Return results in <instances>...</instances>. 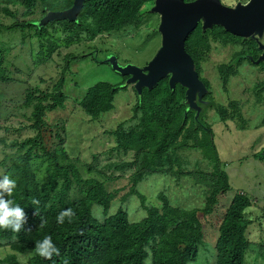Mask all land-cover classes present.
Masks as SVG:
<instances>
[{"label": "rangeland", "instance_id": "1", "mask_svg": "<svg viewBox=\"0 0 264 264\" xmlns=\"http://www.w3.org/2000/svg\"><path fill=\"white\" fill-rule=\"evenodd\" d=\"M221 1L231 7L239 1L246 3L249 0ZM152 7L149 3L145 5L137 28H128L118 34H102L93 41L74 44L65 42L60 32L53 34L49 31L42 35V39L32 29L13 27L25 21L41 23L46 15L42 7H38L31 17L24 16L25 10L19 4L7 6L14 16L0 11V72L3 75L0 80V176L9 173L14 161L22 154L11 145L18 139H37L38 131L29 129L35 123L32 116L34 106L63 79V105L44 111L42 141L50 156L44 155L40 147L32 150L31 163L42 187L51 180L56 165L65 171L69 169L71 187L66 192L69 201L83 198L88 190L76 182L75 174L84 181L95 180L104 185L109 196L107 214L122 209L128 219L135 222L141 220L145 210L142 199L132 192L133 187L145 198L147 206L159 208L165 198L173 209L202 210L213 191L211 181L215 179L216 165L213 159L218 158L220 169L229 178L231 190L219 196L213 214L205 216L199 212L204 231L203 244L189 264H216L218 228L239 192L252 202L246 211V219L252 224L247 231L249 248L244 264H264V107H260L254 98L252 87L247 90L239 87L248 85L245 78L232 79V92L228 94L219 77L228 74L224 65L236 60L235 53L240 45L235 44L237 38L224 36L216 40L218 37L209 34L208 48H205L208 51L196 50L202 55L200 74L212 84L213 105L204 106L200 117L203 129L192 124L194 114L190 112L188 127L197 131V139L186 142L185 137L180 138L165 156L170 163L164 172L140 175L139 161L143 153L119 150L115 136L110 133L120 125L127 128L137 122L133 119L137 96L133 85L126 84L127 80L106 60L115 56L121 65L143 67L154 57L161 37L157 31L159 16L151 12ZM51 43H55V49ZM97 83L127 86L117 91L112 111L93 118L81 108V102ZM237 88L245 95L244 100H248L244 102V119L228 121L227 118L224 122L226 116L237 109V106H231V97L237 96ZM178 95L182 98V91ZM51 104L52 99L43 102L45 107ZM204 131L212 133V146L202 140ZM124 164L127 167L121 170L119 167ZM140 176L143 180L138 182ZM61 177L58 190L66 181L64 176ZM96 212L97 218L102 219L103 210ZM9 252L1 251L0 264Z\"/></svg>", "mask_w": 264, "mask_h": 264}, {"label": "trees", "instance_id": "2", "mask_svg": "<svg viewBox=\"0 0 264 264\" xmlns=\"http://www.w3.org/2000/svg\"><path fill=\"white\" fill-rule=\"evenodd\" d=\"M73 3L74 0H0V11L3 10L14 16L7 6L19 4L25 10L24 16L31 17L35 15L38 7H42L43 13L47 14L66 11L73 6ZM148 3L153 6V0H87L77 22L58 21L40 28L39 21H25L13 27L32 29L42 39H44L43 34L52 31L53 34L60 32L68 44L88 42L102 34H118L128 28H137L145 11V5ZM209 34L218 37L216 40L224 36H232L218 26L206 32H203L199 26L191 34L186 43V50L194 59L198 72H200L202 55L196 50L202 48L204 52L208 51L205 48H208L206 44ZM50 45L53 49L56 48L55 43ZM220 73L224 74L223 71ZM2 76L0 72V80ZM221 78L225 82V79H228L226 75ZM62 82L63 79L52 92L34 106L32 116L35 123L30 125L29 129L38 131L37 139L33 140L31 137L24 141L18 139L11 145V148H17L22 154L17 157L6 175L17 180V187L11 198L25 209L28 222L24 228L29 230L25 231L22 228L19 233H12L10 229L0 230V253L2 250H10L1 264H20L18 259L20 256L27 257V264H65V261L67 264L191 263L204 238L199 212L205 216L213 214L219 204V196L231 190L227 174L220 169V160L213 159L216 164L215 179L211 181L213 191L206 198L202 210L173 209L168 206L165 198H162L163 205L159 207L160 209L147 206L145 198L133 187L132 192L142 199L145 213L141 220L132 222L122 209L108 215L109 196L105 192L104 185L95 180L84 181L76 174V182L83 187L86 186L88 190L83 198L69 201L66 195L71 187L69 169L65 171L56 165L51 180L42 187L31 163L34 148L36 150L40 147L44 155L50 156L45 152L42 141L44 111H52L63 105ZM126 86L115 87L109 83H97L88 90L81 102V108L93 118L112 111L117 91ZM180 91H182L181 87L172 91L165 79L153 89H144L141 95L135 90L137 103L134 107L133 119L137 122L127 128L120 125L115 132H110L115 136L119 150L143 153L139 161L140 175L164 172L165 167L170 163L165 156L177 141L182 137L187 139L186 142L188 139H197L195 136L197 131L188 127L190 112H193L186 113L187 105L183 102V92V97H178ZM27 99L29 106L30 96ZM49 99H52L53 104L45 107L43 102ZM226 120L227 118L223 121ZM191 122L199 129H203L200 122L194 119ZM212 137L210 131L209 133L204 131L202 140L212 146ZM126 167L127 165L124 164L119 168L124 170ZM62 170L64 172H61ZM61 176H64L66 181L58 190ZM142 180L143 176L137 178L138 182ZM33 199L39 203L33 205L31 203ZM251 206L252 202L247 195L243 192L235 194L218 228L216 264L245 263L249 248L247 231L252 224V221L246 219V211ZM101 209L103 214L102 219H99L96 211ZM64 210H70L72 215L65 217L63 223H58L56 217ZM41 220L44 221L43 224ZM45 234L52 236L60 250L59 255L53 256L51 260H45L38 255L29 256L34 243L42 239ZM5 245H8V248Z\"/></svg>", "mask_w": 264, "mask_h": 264}, {"label": "water", "instance_id": "3", "mask_svg": "<svg viewBox=\"0 0 264 264\" xmlns=\"http://www.w3.org/2000/svg\"><path fill=\"white\" fill-rule=\"evenodd\" d=\"M86 1L74 0L73 6L66 11L48 12L40 28L58 21L77 22ZM151 12L159 16L157 31L161 37L154 57L143 67L121 65L115 56L106 62L115 72L127 77L126 84L133 85L139 95L144 89H153L169 78L170 89L174 91L177 85L185 88L189 106L198 111L201 110L198 103L208 90L186 50L191 34L199 26L203 32L218 26L233 36L257 42L264 35V0L239 1L231 7L221 0H153ZM262 58L264 60V54Z\"/></svg>", "mask_w": 264, "mask_h": 264}, {"label": "flooded vegetation", "instance_id": "4", "mask_svg": "<svg viewBox=\"0 0 264 264\" xmlns=\"http://www.w3.org/2000/svg\"><path fill=\"white\" fill-rule=\"evenodd\" d=\"M234 37L237 38L236 39L237 41L235 42V44L240 43V45L237 47V51L235 53L236 60L231 61L232 60L231 59L230 60L231 62L228 61L229 63L224 65V66H227L226 71H228V74L226 76L228 77V79L226 78L225 79L226 82H225L221 78V76H219L221 86L223 87L225 93L229 91L228 94H231L232 92L231 85H230L231 80L234 78H237V79L245 78L246 79L245 82L248 83V85H242V86L239 85V87L246 88L245 90L252 87L254 89L253 92L255 91L254 95H256L254 98L257 99L260 107H264V98H261L264 96V60L262 58L264 54V35L259 39V42H257L256 40L244 39V38L236 37V36ZM198 73H199L200 79L204 82V85L206 89L208 90V93L203 97L202 102L198 103V107H200L201 110L198 111L196 108H191L189 106L187 102V98H186L187 90L185 88L181 87L180 85H177L175 87V90H177L178 87H181L183 95H184L183 102L187 105L186 113L188 111H192L194 114L193 119L197 122L202 123V120L200 117H201V114L204 112V106H208L209 104V106L211 107V105H213L212 95H211L212 84L210 83L208 79L207 80L203 79L200 72ZM127 79L128 78L126 77V80ZM165 80L168 82V85H169V78ZM240 90L239 88H237V92L235 94L237 96H235V98L231 97L232 99L231 106L236 105L237 109L235 110L234 113H231L229 117L226 116V118H228V121H231L233 119H241V120L244 119V109L246 106L244 102L248 100H244L246 97L240 92ZM205 103H207V105H205Z\"/></svg>", "mask_w": 264, "mask_h": 264}, {"label": "clouds", "instance_id": "5", "mask_svg": "<svg viewBox=\"0 0 264 264\" xmlns=\"http://www.w3.org/2000/svg\"><path fill=\"white\" fill-rule=\"evenodd\" d=\"M17 187V180L11 178L9 175L0 176V230H11L12 233H19L27 224L28 218L25 209L15 202L11 197ZM33 205H37L39 201L33 199ZM72 215L70 210H64L56 217L58 223H63L65 217ZM44 221L41 220V224ZM25 231L29 229L24 228ZM59 248L53 241L49 234H45L42 239L34 243V247L29 256L38 255L45 260H51L53 256L59 255ZM20 264H27V257H18ZM67 264V261H65Z\"/></svg>", "mask_w": 264, "mask_h": 264}]
</instances>
